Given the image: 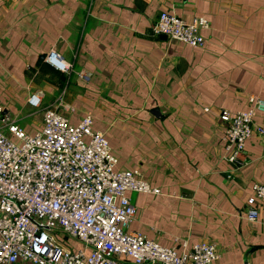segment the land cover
Masks as SVG:
<instances>
[{
    "label": "crops",
    "instance_id": "1",
    "mask_svg": "<svg viewBox=\"0 0 264 264\" xmlns=\"http://www.w3.org/2000/svg\"><path fill=\"white\" fill-rule=\"evenodd\" d=\"M161 11L205 17V46L154 34ZM51 50L68 73L45 62ZM32 93L71 123L91 115L116 168L159 189L128 193L131 230L163 246L211 243L216 264H264V202L245 217L252 184H264V135L246 141L235 169L219 120L264 98V0H0V105L31 116L26 130L41 127ZM254 120L264 127V113Z\"/></svg>",
    "mask_w": 264,
    "mask_h": 264
},
{
    "label": "built area",
    "instance_id": "2",
    "mask_svg": "<svg viewBox=\"0 0 264 264\" xmlns=\"http://www.w3.org/2000/svg\"><path fill=\"white\" fill-rule=\"evenodd\" d=\"M207 27L203 16L185 21L161 11L152 32L203 47L201 30ZM44 60L64 73L71 68L54 50ZM249 102L246 110L219 115L224 158L235 169L245 164L246 141L264 135L254 120L264 113V98ZM28 104L39 108L41 98L32 93ZM9 119L0 107V264H216L211 243L181 240L163 246L129 228L136 209L128 193L159 189L136 170L116 168L104 132L92 129L91 115L74 124L56 106L47 107L35 130ZM259 202H264V184L253 183L246 200L248 221L257 219Z\"/></svg>",
    "mask_w": 264,
    "mask_h": 264
},
{
    "label": "rangeland",
    "instance_id": "3",
    "mask_svg": "<svg viewBox=\"0 0 264 264\" xmlns=\"http://www.w3.org/2000/svg\"><path fill=\"white\" fill-rule=\"evenodd\" d=\"M54 105H57V104L54 103ZM0 107H1V114H2L3 107H2V105H0ZM44 107H46V106H43V107L41 106L39 108H31V111L34 112L33 115H36V117H34L35 123L39 122V120H40L39 114H41ZM20 112L17 114L16 113L11 114L12 119H9L8 122H11L12 120H14L16 123L20 124L23 127H26L27 125L31 126V122L33 121L32 117L30 116V118L20 120L19 117L22 115V112L21 113ZM30 126H28V127H30Z\"/></svg>",
    "mask_w": 264,
    "mask_h": 264
},
{
    "label": "water",
    "instance_id": "4",
    "mask_svg": "<svg viewBox=\"0 0 264 264\" xmlns=\"http://www.w3.org/2000/svg\"><path fill=\"white\" fill-rule=\"evenodd\" d=\"M164 37H167L166 35L163 34Z\"/></svg>",
    "mask_w": 264,
    "mask_h": 264
}]
</instances>
